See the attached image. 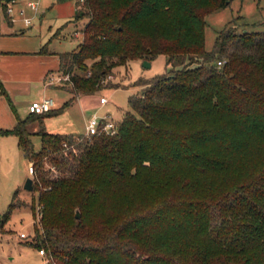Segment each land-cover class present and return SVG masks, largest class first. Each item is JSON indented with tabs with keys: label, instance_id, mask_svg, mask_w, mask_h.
Returning a JSON list of instances; mask_svg holds the SVG:
<instances>
[{
	"label": "trees",
	"instance_id": "trees-1",
	"mask_svg": "<svg viewBox=\"0 0 264 264\" xmlns=\"http://www.w3.org/2000/svg\"><path fill=\"white\" fill-rule=\"evenodd\" d=\"M231 1L78 3L72 21L83 39L58 53L74 95L0 129L39 164L31 210L42 204L43 215L26 242L55 264H264V31L225 26L205 47L208 14ZM162 54L170 70L137 82L116 135L30 130L78 94L113 86L103 79L115 67ZM0 93L10 102L1 81ZM13 196L0 229L21 205Z\"/></svg>",
	"mask_w": 264,
	"mask_h": 264
},
{
	"label": "rangeland",
	"instance_id": "rangeland-1",
	"mask_svg": "<svg viewBox=\"0 0 264 264\" xmlns=\"http://www.w3.org/2000/svg\"><path fill=\"white\" fill-rule=\"evenodd\" d=\"M28 1L30 0H15L13 3L14 25L8 24L0 9L2 25L10 26L13 30L17 29V36L21 37L27 45L47 43L51 51L68 52L83 39L81 30L77 28L76 22L72 21L79 7L78 3L81 6V2L78 0H32L38 2V10L34 11L26 6ZM23 8L25 11L21 12ZM24 17L30 18V25L25 24ZM206 19L208 26L205 30V47L210 49L219 35L218 32L225 26L234 27L233 30L237 33L263 32L264 0H232L228 6L208 14ZM77 23L80 25L81 22ZM62 26L64 28L59 34L61 36L52 37L53 33ZM228 48L239 51L241 49L240 44L236 43H230ZM166 59V55L162 54L151 60L149 66L145 65L142 59H132L126 65L115 67L113 71L115 77L110 79L113 86H103L95 93L78 94L64 112L45 118L42 124L38 121L33 122L30 130L35 132L43 126L52 133H85L87 118L94 113L98 116L109 114L115 120L121 121L124 113L131 110L129 97L139 93L141 89L137 82L140 79H151L170 70L171 65L166 64ZM73 95L70 86L53 85L44 88L42 82H38V84L31 83L28 91L23 90L18 98L21 96V101L28 100L31 103L32 100L49 96L56 101V104L61 105ZM104 102L106 103L102 105L101 103ZM21 104L19 114L23 116L28 113V103ZM31 140L33 148L39 151L41 136L34 133L31 135ZM29 162L35 165V172L38 174L39 164H36L34 159H29V156L21 149L18 136L11 133L0 134V217L9 209L15 191H18L21 204L20 207L12 209L9 219L0 230V264H45V260L38 254V249L26 242V240L34 241L35 226H37L34 223L36 207L31 210V204L37 194L24 189L25 179L30 176ZM41 164L45 169L51 168L50 172H54V167H51L47 158H44ZM21 232H27L29 238H20Z\"/></svg>",
	"mask_w": 264,
	"mask_h": 264
},
{
	"label": "crops",
	"instance_id": "crops-1",
	"mask_svg": "<svg viewBox=\"0 0 264 264\" xmlns=\"http://www.w3.org/2000/svg\"><path fill=\"white\" fill-rule=\"evenodd\" d=\"M4 1L6 2V0H0V9L2 10L4 19L8 21V24L14 25V20L7 13V10L4 11L2 9ZM17 31V29L13 30L7 25L4 27L0 20V81L10 98L9 102L0 93V129L12 128L17 122L16 114L20 118H23L30 113L27 110L28 113H25L26 115L20 116L19 109L21 107L20 105H22L21 103L27 102L28 106L30 103L28 100L21 101V96L18 98V95H21L23 90L27 92L31 83L38 84V82H42L44 88L53 85L64 86L58 83L50 85L46 83L48 75L62 73L58 70L60 63L59 52L48 49V52L42 53L39 51L43 45L42 43H37V45L34 44L33 46L27 45L24 40H21V37L17 36ZM106 102L101 104L104 105ZM61 105L56 104L55 107H60ZM85 133L74 134L83 135ZM41 257L43 258V256ZM43 259L45 260V258Z\"/></svg>",
	"mask_w": 264,
	"mask_h": 264
},
{
	"label": "built area",
	"instance_id": "built-area-1",
	"mask_svg": "<svg viewBox=\"0 0 264 264\" xmlns=\"http://www.w3.org/2000/svg\"><path fill=\"white\" fill-rule=\"evenodd\" d=\"M78 1L82 3L84 0H78ZM14 2L15 0L6 1V8H5L7 10V13L12 17V20H14V16H13V12H14L13 3ZM26 6L31 8L34 11L38 10L37 1L35 2V1L30 0L27 2ZM24 11H25L24 8L21 9V12H24ZM24 22L25 24L30 25L31 20L28 17H24ZM218 64L221 65L222 62L219 61ZM114 77L115 76L113 74H109L108 76H106V78L103 79V82L106 83L110 81V79H113ZM46 80H47L46 83L49 85L53 83L65 85L67 82L68 83L71 82V76H70V73H67V74L58 73V74L48 75ZM55 106H56V101H54L52 97L43 96L41 98H38V100H32L28 106V110L30 113L38 114V113H42V112H46L51 109H54ZM118 128H119V120H115L109 114L98 116L96 113H94V114L89 115L87 119L86 130H85L86 133L83 135H78L76 138L78 139V141H82L85 139H91L93 136L101 135V134H107V135L113 136L119 132ZM64 146L68 148L66 143L64 144ZM28 164H29L28 172L30 174V177L34 180V178L36 177L35 165L32 164L31 162H29ZM42 209H43V205L37 203L36 208H35L36 214L34 216V223H36L37 226H40V223H41V218L43 215ZM19 236L22 239H26L29 236V234L27 232L26 233L21 232ZM38 253L40 256H43V258H45L46 264H49V263L55 264L54 258L52 257V255H49L47 253L44 247H42V249H38Z\"/></svg>",
	"mask_w": 264,
	"mask_h": 264
},
{
	"label": "water",
	"instance_id": "water-1",
	"mask_svg": "<svg viewBox=\"0 0 264 264\" xmlns=\"http://www.w3.org/2000/svg\"><path fill=\"white\" fill-rule=\"evenodd\" d=\"M6 1H11V0H6ZM144 64L149 66L150 61L146 60ZM25 180L26 181L24 183V189L32 192L34 190V180L30 176H28ZM76 210H77L76 216L80 217V210L78 209Z\"/></svg>",
	"mask_w": 264,
	"mask_h": 264
}]
</instances>
